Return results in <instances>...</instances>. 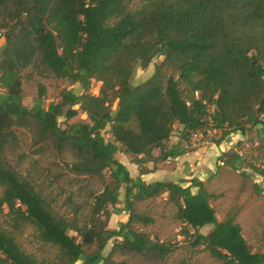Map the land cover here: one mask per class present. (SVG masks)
Returning <instances> with one entry per match:
<instances>
[{
  "label": "trees",
  "instance_id": "trees-1",
  "mask_svg": "<svg viewBox=\"0 0 264 264\" xmlns=\"http://www.w3.org/2000/svg\"><path fill=\"white\" fill-rule=\"evenodd\" d=\"M132 1L0 0V214L9 227H0V264H129L117 256L165 264L173 247L139 230L154 220L138 204L162 197L174 206L192 248L202 247L220 264H264V254L242 237L234 210L216 220L206 182L145 184L115 158L130 155L143 175V164L184 155L182 144L194 132L220 131L218 146L255 129L251 160L232 148L216 164L244 179L248 169L264 183V0H141L135 10ZM155 58L162 60L153 73L133 85L136 69H147ZM34 77L79 85L82 93L65 87L45 105L46 88L39 83L28 107L23 81ZM92 81L101 84L96 96ZM78 111L89 123H68ZM176 126L181 136L170 147ZM18 130L28 133L36 155L68 154L73 162L66 167L75 179L101 184L99 193H88L83 221L71 196L64 201L74 207L72 216L60 214L56 199L8 163ZM254 189L264 201V189ZM120 213L125 221L108 229ZM24 225L55 251L52 258L40 261L20 248L14 233ZM206 226L211 231L201 234Z\"/></svg>",
  "mask_w": 264,
  "mask_h": 264
},
{
  "label": "rangeland",
  "instance_id": "rangeland-1",
  "mask_svg": "<svg viewBox=\"0 0 264 264\" xmlns=\"http://www.w3.org/2000/svg\"><path fill=\"white\" fill-rule=\"evenodd\" d=\"M140 5L141 0H133L130 8L135 10ZM3 45L4 39L0 38V50ZM161 60V58H155L147 69L138 67L131 83L136 85L147 79L153 73L154 66L159 64ZM27 72L29 71H24L22 76H26ZM39 83L46 88L45 105L56 102L60 91L65 87L77 95L82 93L79 85H70L61 80L51 78L39 79L37 77L29 80L25 79L23 81V104L25 106L29 107L32 104L33 99L37 95V84ZM100 86V83L92 81L90 93L95 96L98 95ZM60 122H63V119ZM68 123H89V120L84 113L78 111L77 116L68 121ZM211 134L210 148L216 147V143L222 140V133L220 131ZM102 135L106 140H109L110 137L107 130L103 131ZM225 141L226 139L220 143L222 148H225ZM169 142H176L174 133ZM257 142L256 130L253 129L246 134L241 144L237 145V143L234 148H237L239 154L245 156L247 160H251L255 155L253 148ZM168 146H170L169 143ZM34 150L30 147L28 133L24 130H18L17 143L7 154V161L20 175L29 179L36 190H41L45 197L56 199L57 204L55 205V209L60 214L72 216L74 207L67 205L64 201L67 196H71L76 208H78V217L83 221L88 213V206L86 205L88 193H99L102 189L101 184L96 180L86 182L84 179H75L66 167L67 164L73 162L68 154H64L62 157H57L51 153L36 155ZM153 153L159 154L158 151H154ZM122 156H124L122 157L124 163L127 164L128 161H130V164L134 163L130 155L123 154ZM160 163L162 162H151L149 166L156 169V165ZM127 167L130 170L128 172L129 175H135L132 172V166L128 164ZM141 168L144 169L143 167ZM214 168V173H210L211 169L207 168L205 170V173L207 175L209 173V176L204 182L207 183L210 193L215 198L210 201V206L215 212L216 220L218 222L222 221L229 211L234 210L237 213L236 223L241 227V234L246 243L253 252L264 254V201L254 189V185H258L264 189L262 179L252 174L248 169H245L244 172L249 174L250 177L244 179L238 172H233L224 167L218 168L217 164ZM192 175L198 176L199 171ZM138 207L154 220L152 225L146 228L139 227V230L173 247V253L166 260L165 264H220L208 252L204 251L202 247H191V240L182 236L185 227L175 220L176 210L174 206L168 204L164 197L142 202L138 204ZM117 208H122L121 202ZM4 213H6L5 209ZM125 219L124 213L112 215L108 222V229L117 230ZM0 227L9 229L7 219L3 214H0ZM22 229L21 232L14 233V237L26 254L40 261L53 257L55 251L49 246L39 243L37 234L31 226L24 225ZM211 229V226H206L200 230V233L208 234ZM111 244L112 241L108 243L104 255L110 250ZM114 260L117 262L128 261L129 264H138L139 262V259L134 260L119 256L115 257ZM77 264H80V262Z\"/></svg>",
  "mask_w": 264,
  "mask_h": 264
},
{
  "label": "crops",
  "instance_id": "crops-1",
  "mask_svg": "<svg viewBox=\"0 0 264 264\" xmlns=\"http://www.w3.org/2000/svg\"><path fill=\"white\" fill-rule=\"evenodd\" d=\"M150 76V75H149ZM181 136V132L178 127H175L174 137L176 142H169L170 147L175 145ZM244 136L241 133H235L230 137L226 138L225 148H222L220 144L218 146L209 147L206 149H201L199 151L191 152L184 154L175 159H168L165 162H162L156 165V169H153L149 166L151 163L143 164L141 167L144 168L145 174H139V168L136 164H130V161L124 163L122 160L123 154L117 153L115 155L116 160L122 163L128 172L127 165L132 166V172L135 175H130L132 179L140 178L145 184H151L154 182H173L181 185L182 187H187L191 182L203 181L209 176L205 173V170L208 168L211 169L210 173H214L216 167L217 158L220 156V153L227 152L230 149L234 148L237 143L242 142ZM223 146V145H222ZM159 154L153 153L154 157H157ZM218 166V165H217ZM211 167V168H210ZM199 171V175H192ZM192 193H195L196 190L192 189ZM119 200L122 205L123 193L120 192Z\"/></svg>",
  "mask_w": 264,
  "mask_h": 264
},
{
  "label": "built area",
  "instance_id": "built-area-1",
  "mask_svg": "<svg viewBox=\"0 0 264 264\" xmlns=\"http://www.w3.org/2000/svg\"><path fill=\"white\" fill-rule=\"evenodd\" d=\"M212 110L213 109L209 108L208 112H211ZM207 120L210 122V118H207ZM211 133H216V130L206 129L190 134L188 140L182 144L181 149L184 152V154L199 151L201 149H205L209 147L211 145V141H210V135H212Z\"/></svg>",
  "mask_w": 264,
  "mask_h": 264
},
{
  "label": "water",
  "instance_id": "water-1",
  "mask_svg": "<svg viewBox=\"0 0 264 264\" xmlns=\"http://www.w3.org/2000/svg\"><path fill=\"white\" fill-rule=\"evenodd\" d=\"M217 112V109L216 108H213V113L215 114Z\"/></svg>",
  "mask_w": 264,
  "mask_h": 264
}]
</instances>
